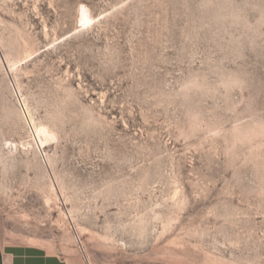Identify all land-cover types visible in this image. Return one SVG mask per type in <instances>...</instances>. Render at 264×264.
I'll use <instances>...</instances> for the list:
<instances>
[{"label":"rangeland","instance_id":"374dc122","mask_svg":"<svg viewBox=\"0 0 264 264\" xmlns=\"http://www.w3.org/2000/svg\"><path fill=\"white\" fill-rule=\"evenodd\" d=\"M0 242L264 264V0H0Z\"/></svg>","mask_w":264,"mask_h":264},{"label":"crops","instance_id":"0c3cea01","mask_svg":"<svg viewBox=\"0 0 264 264\" xmlns=\"http://www.w3.org/2000/svg\"><path fill=\"white\" fill-rule=\"evenodd\" d=\"M0 264H68L38 247L5 245L0 242Z\"/></svg>","mask_w":264,"mask_h":264},{"label":"bare ground","instance_id":"6f19581e","mask_svg":"<svg viewBox=\"0 0 264 264\" xmlns=\"http://www.w3.org/2000/svg\"><path fill=\"white\" fill-rule=\"evenodd\" d=\"M93 19L92 17L86 13V12H83L82 15H81V23L84 25V24H87L89 22H92Z\"/></svg>","mask_w":264,"mask_h":264},{"label":"built area","instance_id":"2783aa9c","mask_svg":"<svg viewBox=\"0 0 264 264\" xmlns=\"http://www.w3.org/2000/svg\"><path fill=\"white\" fill-rule=\"evenodd\" d=\"M87 264H90V263H87Z\"/></svg>","mask_w":264,"mask_h":264}]
</instances>
